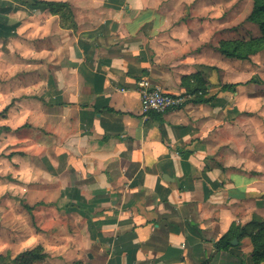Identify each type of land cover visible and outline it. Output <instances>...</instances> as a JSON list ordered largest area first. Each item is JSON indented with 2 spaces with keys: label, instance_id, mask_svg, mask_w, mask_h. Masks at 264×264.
Listing matches in <instances>:
<instances>
[{
  "label": "crops",
  "instance_id": "0c3cea01",
  "mask_svg": "<svg viewBox=\"0 0 264 264\" xmlns=\"http://www.w3.org/2000/svg\"><path fill=\"white\" fill-rule=\"evenodd\" d=\"M41 2L68 4L73 26ZM251 11V0H0V69L16 99L0 138L17 147L0 256L40 246L34 264H253L248 238L215 248L254 215L264 224V110H245L254 76L243 80L260 53L218 51L260 35ZM197 73L210 103L141 113V79L179 95Z\"/></svg>",
  "mask_w": 264,
  "mask_h": 264
},
{
  "label": "trees",
  "instance_id": "16d2710c",
  "mask_svg": "<svg viewBox=\"0 0 264 264\" xmlns=\"http://www.w3.org/2000/svg\"><path fill=\"white\" fill-rule=\"evenodd\" d=\"M252 11L246 18V22L255 25L260 35L258 37H249L248 39L239 40H223L219 42L218 51L226 58L249 61L252 56L264 51V0H251ZM45 5L49 12L53 15H58L63 27H72V14L69 5L66 3H54V2H41ZM193 84L187 87L185 92L193 94L200 92L201 95L194 98L190 103L207 104L213 100V97H207L204 81L199 73L193 76ZM241 85L237 84H223L221 85V91L234 93L236 87ZM4 109V111H6ZM8 130L7 128L5 129ZM248 238L251 243V259L253 264L264 263V224L260 217L254 215L252 220L242 226L233 227L231 230L220 238L215 243L217 251L229 250L231 242L236 240H242ZM44 255L42 254V248L40 246L25 251L15 259L11 260L9 256H0V264H34L37 261L42 260ZM80 264V263H76Z\"/></svg>",
  "mask_w": 264,
  "mask_h": 264
},
{
  "label": "rangeland",
  "instance_id": "374dc122",
  "mask_svg": "<svg viewBox=\"0 0 264 264\" xmlns=\"http://www.w3.org/2000/svg\"><path fill=\"white\" fill-rule=\"evenodd\" d=\"M187 6V5H185ZM171 13H177L180 16H184V19H188L189 20V13L187 11V8L185 10V8L181 9L180 7H176L175 6H171L169 8ZM199 14L196 15L195 18L200 19L201 21L203 20H209L210 17L204 16L203 13L198 12ZM186 19V20H187ZM186 20H184V23ZM211 21V20H210ZM180 20L173 22V24H180ZM202 25V26H201ZM200 25L199 28L201 29H206L205 25H203V23ZM191 28H198V23H191ZM209 29V28H207ZM250 33V31H244ZM246 37H248L246 35ZM227 60H231V59H227ZM234 61V60H232ZM257 61L262 62L261 64H258ZM235 62V61H234ZM241 62V61H239ZM264 51L260 52V54L257 56V58L254 60V63H251V65L245 64L244 66V72H243V80L246 81L248 80L250 77L254 76V79H251L250 81H248L246 83L245 87V92L249 93V92H253V95H248V94H244L246 95V99L244 101L245 103V110L247 112H253L256 110H264ZM261 68V70L258 72L257 69ZM3 69H0V126L6 124V122L4 120H8L9 119V110L8 111H4V108L6 106H8L10 103H12V105L14 104V102L16 101V99H12L10 97V94L12 93L11 87L12 85L10 84H6L5 82H9L12 77V72L3 74ZM10 71V70H8ZM17 71V69H16ZM19 71V70H18ZM11 76V77H10ZM250 84V85H247ZM248 88V89H246ZM253 110V111H252ZM247 114H252V113H246L244 116V120L248 121L250 123H252V121H254L256 119V117H252V116H248ZM249 123V125H250ZM8 124H12L11 122V117L9 119ZM250 127V126H249ZM1 137V136H0ZM250 138H247V141L245 142H249ZM17 150V147L14 143V141L12 139H9V137L6 136V138L1 139L0 138V204L7 202L8 200H12L13 199V195H12V188L14 186V183L16 182L15 179H13L14 176V168L17 165H14L11 163V157L13 155H16L17 153H15V151ZM246 151V150H245ZM27 172H25L26 175ZM28 174V173H27ZM18 175V174H17ZM16 175V176H17ZM19 177V175H18Z\"/></svg>",
  "mask_w": 264,
  "mask_h": 264
},
{
  "label": "built area",
  "instance_id": "2783aa9c",
  "mask_svg": "<svg viewBox=\"0 0 264 264\" xmlns=\"http://www.w3.org/2000/svg\"><path fill=\"white\" fill-rule=\"evenodd\" d=\"M137 92L140 99V109L143 115L150 113H163L169 110H179L201 93L183 92L179 95H170L154 86L148 78H143L137 83Z\"/></svg>",
  "mask_w": 264,
  "mask_h": 264
},
{
  "label": "water",
  "instance_id": "95a60500",
  "mask_svg": "<svg viewBox=\"0 0 264 264\" xmlns=\"http://www.w3.org/2000/svg\"><path fill=\"white\" fill-rule=\"evenodd\" d=\"M231 245H232V246H235V245H237V240H236V239H234V240L231 242Z\"/></svg>",
  "mask_w": 264,
  "mask_h": 264
}]
</instances>
